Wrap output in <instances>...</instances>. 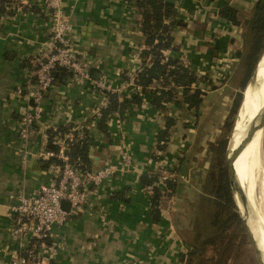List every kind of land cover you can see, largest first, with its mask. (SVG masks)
Wrapping results in <instances>:
<instances>
[{"label": "crops", "instance_id": "obj_1", "mask_svg": "<svg viewBox=\"0 0 264 264\" xmlns=\"http://www.w3.org/2000/svg\"><path fill=\"white\" fill-rule=\"evenodd\" d=\"M39 1L8 0L1 4L0 264H8L15 246L9 233L8 206L19 192L31 194L38 184L55 176L56 164H45L48 157L40 153L45 150L46 129L68 123L72 128L83 125L88 129L92 137L88 151L92 163H110L115 173L88 193L79 210L69 213L62 224L52 228L48 257L43 263L172 264L180 252L181 231L175 230L178 229L177 221L174 223L170 216L163 215L161 208L159 220L151 221L148 216L150 191L139 184V175L152 170L157 163L160 166L166 163L167 167L173 165V149L177 143L170 137L161 159L153 161L150 157L156 143L154 134L163 127L164 117L162 110L151 105L146 96L139 105L128 103L121 115L112 110L106 116L108 134H105L96 126L104 93L94 87L92 79L75 81L65 77L53 83L48 90L50 96L41 99L42 118L32 126L26 148L17 137L14 127L25 105L17 90L23 91L30 80L31 55L45 41L50 27ZM166 1L175 7L173 0ZM181 1L186 18L209 23L207 18L211 14L203 8V0ZM61 4L70 16V38L75 50L92 60V72H98L97 78L109 82L119 90L121 98L126 99L133 86L120 88L123 81L120 73L124 70L133 73L136 69L141 45L133 2L61 0ZM189 10L191 13L186 14ZM171 34L177 44L179 37L173 31ZM234 52L237 55L235 48ZM200 57L198 62L202 64L205 60ZM227 58L234 59L233 55ZM224 63L228 64L227 60ZM167 103L165 107L172 104ZM123 152L132 156L130 166L122 164L120 155ZM183 161L180 166L185 170L186 181L193 175L195 162L190 169V159ZM121 188L128 198L126 201L110 196Z\"/></svg>", "mask_w": 264, "mask_h": 264}, {"label": "trees", "instance_id": "obj_2", "mask_svg": "<svg viewBox=\"0 0 264 264\" xmlns=\"http://www.w3.org/2000/svg\"><path fill=\"white\" fill-rule=\"evenodd\" d=\"M2 1L8 0H0V12ZM124 1L133 2L138 15L135 24L140 32L141 45L137 51L136 68H138V71L133 77L134 86L137 88L131 91L126 99H122L120 92H117V90L104 91L106 104L98 110L96 126L105 134H108L106 116L112 110L117 111L119 115L123 114L128 103L139 105L143 100V96L147 97V101L151 105L163 111L165 110V103L178 101L175 96L179 94L181 97L180 102L186 108L196 110L205 94L204 90L196 85L198 77L193 68L178 57L165 52L166 50L175 51L177 49V46L173 44L174 37L171 34L172 25L180 23L179 20H173L174 6L166 0ZM215 12L219 19L243 26L241 33L242 49L240 52L237 51V55L241 58L240 67L243 75L238 81L231 106L219 126L210 150L201 183V192L194 207L196 212L190 227L192 238L186 242L187 245L192 247L190 253H195L199 247L204 248V243L221 238L229 232H240L245 236L244 227L235 210L228 188L224 155L226 143L228 149L229 130L234 121L231 116L236 114L241 102L242 90L250 78L254 66L257 65V61L264 52V0L253 1L249 13L241 21L237 18V8L229 3L220 4ZM168 18H171V20H168ZM51 74L53 83H55L67 77L69 73L63 67H56ZM120 75L123 79L128 77L125 70ZM163 117V127L154 134L156 139L154 150L157 151L165 147L164 142L168 139L169 127L173 124L171 115L165 113ZM65 133H69L68 136H65ZM46 134L45 149L56 150L57 144L54 139L60 137L65 145V153L70 164L80 170L91 167L92 159L88 151L92 137L85 126L82 125L76 129L72 128L70 123L66 125L58 124L56 127L47 128ZM150 157L156 159V152L152 150ZM49 162L58 164L59 160L54 156H50L46 159L45 164ZM156 179L157 176L153 170L139 175V184L148 187L150 191L148 216L153 222H157L160 218L161 194L159 187L155 184ZM162 182L166 190L169 192L174 191L175 178L164 177ZM124 188L113 191L110 196L126 201L128 198L123 194ZM239 188L245 198L249 197L255 200V197L249 191ZM249 198H247L248 201H250ZM49 238L46 239V242ZM50 264L54 263L50 262Z\"/></svg>", "mask_w": 264, "mask_h": 264}, {"label": "rangeland", "instance_id": "obj_3", "mask_svg": "<svg viewBox=\"0 0 264 264\" xmlns=\"http://www.w3.org/2000/svg\"><path fill=\"white\" fill-rule=\"evenodd\" d=\"M173 1L175 7L172 17L173 20H179L180 23L172 25V31L179 37V41L177 44L173 42L177 49L174 52L171 50V54L193 68L198 77L196 85L204 90L205 94L196 110L186 108L180 102V95L176 94L175 99L178 101L171 102L172 104L169 107L167 105L162 111V117L165 113L173 117V124L169 127V136L166 141L171 137L173 141H176L177 146L173 149V165L167 167L166 163L161 166L157 163L152 170L157 176L155 184L160 189V208L163 209V215L170 216L174 223L177 221L178 229L175 230L181 231L179 232L181 233V239L179 238L180 252L177 257H174L172 264H258L246 232L245 236L240 232L226 233L221 238L204 243V248L199 247L195 253H190L192 247L185 243L192 238L190 227L196 212L195 203L201 192L202 173L207 166L210 150L219 126L231 106L236 86H238V81L243 75L240 67L241 58L234 52V48L238 52L242 49L241 33L243 26L219 19L215 11L220 4L229 3L237 8V18L241 21L249 13L253 1L203 0V3L201 2L204 5L203 8L208 14H211L207 18L208 24L198 18L188 19L189 16L186 18L182 13V1ZM188 13H191L190 10L186 14ZM165 52L169 53V50ZM232 55L234 59L228 60L227 57ZM200 56L205 60L202 64L198 62ZM202 57L200 58L202 59ZM226 60L228 64L224 63ZM259 60L258 66L256 65L257 75L262 61ZM250 82L251 78L248 79L242 90L241 102L236 114L231 116L234 121L229 130L228 147ZM261 125L263 128L260 153L261 163H264V122ZM164 144L165 147L158 151L153 149V152L157 154L156 159L152 158L153 161H159L162 152L167 150V142ZM184 159H190V169L195 162L192 169L194 170V172L192 171L193 175L186 181L184 179L185 170L180 166V162ZM204 164L205 166H203ZM259 174L260 170L258 169L256 176L258 177ZM164 177L175 178L176 186L173 192L164 188L162 182ZM250 201L252 202V200ZM255 212L257 213L256 209ZM255 212L253 211L254 215L257 216ZM259 250L264 263V251L260 248Z\"/></svg>", "mask_w": 264, "mask_h": 264}, {"label": "built area", "instance_id": "obj_4", "mask_svg": "<svg viewBox=\"0 0 264 264\" xmlns=\"http://www.w3.org/2000/svg\"><path fill=\"white\" fill-rule=\"evenodd\" d=\"M39 3L48 16L50 27L45 41L31 55L30 80L23 91L17 90L25 105L14 129L24 148L32 126L41 121V99L43 92L53 86L51 72L54 68H65L70 80L92 79L94 87L102 93L114 90L119 92L102 78L93 79L92 60L79 54L72 45L70 16L61 0H40ZM137 71L138 68L133 73H127L128 77L122 81L120 88L124 89L131 84V91H134L137 87L134 86L133 77ZM105 104L104 94L103 105ZM54 142L57 144L56 150L45 149L40 154L54 156L59 160L55 176L38 184L31 194L19 192L15 201L8 206L11 218L9 233L15 243L13 253L8 257V264H44L49 252L46 239L50 237L52 228L62 224L69 213L79 210L88 193L115 173V168L110 163L92 164L90 168L80 170L69 163L62 138L57 137ZM120 158L125 167L133 162L132 156L127 152L121 153ZM61 200L69 203L68 210L61 206Z\"/></svg>", "mask_w": 264, "mask_h": 264}, {"label": "bare ground", "instance_id": "obj_5", "mask_svg": "<svg viewBox=\"0 0 264 264\" xmlns=\"http://www.w3.org/2000/svg\"><path fill=\"white\" fill-rule=\"evenodd\" d=\"M261 57L259 73L257 75L258 62L255 76L254 78L251 77V82L245 92L238 122L227 149V162L229 170L234 173L235 183L239 191L241 190L240 186L254 197L257 196L255 200L247 197L252 200V203L241 192L242 196L239 200L237 192L235 189L233 190L238 210L244 217L256 246L264 251V163H261L260 153L262 140L260 126L264 122V52ZM258 169L260 174L257 177L256 171ZM253 211L257 216L254 215Z\"/></svg>", "mask_w": 264, "mask_h": 264}, {"label": "water", "instance_id": "obj_6", "mask_svg": "<svg viewBox=\"0 0 264 264\" xmlns=\"http://www.w3.org/2000/svg\"><path fill=\"white\" fill-rule=\"evenodd\" d=\"M255 70H256V65L253 68V71H252V73L250 75V78L251 77L254 78V76H255ZM97 76H98V72L97 71H93L92 72V77L93 78H97ZM47 95L50 96L51 94H50V92L48 90H45L43 92V97H45ZM260 128L262 130V125L260 126ZM227 152H228V150H227V146H226L225 155H224V162L226 164V172H227V176H228V188H229V191H230L231 199H232V202L234 204L235 210H236V212L238 214V217L240 218V220L242 222V225H243L244 230L246 232V235L248 237L250 246H251V248H252V250H253V252H254V254L256 256V260H257L258 264H264L263 263V260H262L261 252H260L259 248L256 246V243L253 240L251 231H250L248 225L246 224V221H245L244 217L241 215V213L238 210V207H237V204H236V200H235L234 195H233V190L235 189V192H237L238 198L240 200L241 199V196H242V193H241V190L239 191V189L236 186L234 173L231 170H229V168H228V162H227V155H228V153ZM92 164L93 165L97 164V161H94ZM61 206L65 210H68L69 203L66 200H61Z\"/></svg>", "mask_w": 264, "mask_h": 264}]
</instances>
